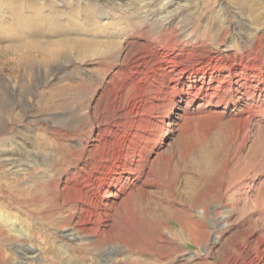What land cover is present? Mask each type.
Listing matches in <instances>:
<instances>
[{
  "label": "rangeland",
  "instance_id": "obj_1",
  "mask_svg": "<svg viewBox=\"0 0 264 264\" xmlns=\"http://www.w3.org/2000/svg\"><path fill=\"white\" fill-rule=\"evenodd\" d=\"M93 1L113 6L125 0ZM220 1L188 0L189 30L201 27L200 36L210 27ZM238 31L233 24L227 41ZM153 37L140 30L124 40L134 55L148 49L142 73L125 50L81 59L100 50L94 41L77 50L69 45L65 57L46 59L17 49L8 36L0 39V154L2 146L8 151L0 156L7 161L0 164V214L31 233L25 236L0 221V264H264L259 207L264 205V129L239 155L241 135L234 120L245 99L236 106L219 105L208 94L200 98L151 75L160 61L146 46ZM230 72L227 68L221 78ZM116 107L122 115L116 137L129 136L132 153L146 164L144 171L127 169L123 183L110 188L120 196L105 199L112 206L114 237L130 245L110 257L106 241L91 245L67 235L79 234L82 203L74 192L98 167L103 130ZM91 131L87 144L78 143ZM46 173L50 183L44 181ZM255 189L258 206L251 203ZM208 208L214 215L203 217ZM228 209L231 217L221 221ZM28 245L40 253V263L23 256L21 248Z\"/></svg>",
  "mask_w": 264,
  "mask_h": 264
},
{
  "label": "bare ground",
  "instance_id": "obj_2",
  "mask_svg": "<svg viewBox=\"0 0 264 264\" xmlns=\"http://www.w3.org/2000/svg\"><path fill=\"white\" fill-rule=\"evenodd\" d=\"M122 2L107 6L98 5L93 0H0V39L8 36V42L17 45V49L41 53L46 59L65 57L69 45L77 50L94 41L100 46V50L86 52L81 55V59L108 58L113 52L125 50L126 57L133 58V67L142 73L148 64V49L145 48V54L134 55L128 50L129 47L126 48L124 40L144 30V35L154 36L152 46L146 45L147 48H152L150 55H157L160 60L151 75L157 73L159 78L164 77L163 82L184 92L195 91V95L200 98L203 94H208L211 100L217 99L219 105L230 102L231 106H236L245 99L239 118L234 120L239 124V155H242L253 136L264 129V0H221L213 10L214 17H210L212 25L206 27L200 36L198 34L201 27L196 25L194 30L188 28L192 19V14L186 9L188 0ZM233 24L238 26L239 31L228 42ZM200 39L209 43H201ZM184 43L192 44V47L189 48ZM227 68H231V72L221 78ZM96 71L102 70L98 68ZM197 81L199 87L196 86ZM184 82H187V88L182 85ZM120 112V108L116 107L114 120L103 130L99 146L102 154L98 167L88 172L87 177L73 191L75 201L82 203L79 234L67 235L70 240L85 241L91 245L106 241L110 257L128 250L130 245L128 242L121 243L119 236L114 237V225L109 220L113 212L112 206L105 199L120 196L110 191V188L116 182L123 183L126 178L123 174L127 169L130 172L134 168L144 171L146 164L144 160H139L141 155L132 153L133 145L129 136L122 139L116 137L115 133L118 132L122 119ZM92 133L91 131L87 138L78 143L87 144ZM4 147L2 146L0 156L8 152ZM48 159L45 161L49 162ZM36 162L39 163L37 160ZM0 164L5 166L7 161L0 159ZM50 164L53 165L52 162ZM256 168L260 169V166ZM44 181H52L49 173H46ZM120 186L119 192L124 193V188ZM255 190V200L251 203L258 206L260 190ZM259 207L262 208L260 217L264 218L263 203ZM201 214L208 218L214 215V210L204 209ZM231 214L232 209H228L221 221L229 219ZM0 221L25 236L31 234L30 230L13 223L12 219L3 214H0ZM181 224L184 232L183 223ZM163 238L167 237L163 235ZM260 241L263 243L262 239ZM217 242L218 237L214 239V243ZM21 249L25 258L36 263L42 261L35 247L28 245Z\"/></svg>",
  "mask_w": 264,
  "mask_h": 264
}]
</instances>
